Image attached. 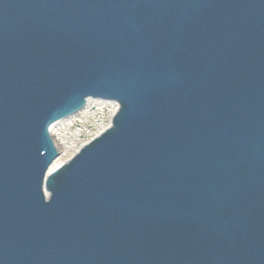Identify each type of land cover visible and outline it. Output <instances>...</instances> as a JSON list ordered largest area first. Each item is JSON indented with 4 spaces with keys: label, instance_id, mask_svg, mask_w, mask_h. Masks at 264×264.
<instances>
[{
    "label": "water",
    "instance_id": "1",
    "mask_svg": "<svg viewBox=\"0 0 264 264\" xmlns=\"http://www.w3.org/2000/svg\"><path fill=\"white\" fill-rule=\"evenodd\" d=\"M263 83L264 0H0V264H122Z\"/></svg>",
    "mask_w": 264,
    "mask_h": 264
}]
</instances>
